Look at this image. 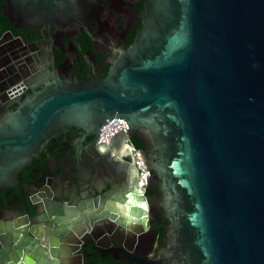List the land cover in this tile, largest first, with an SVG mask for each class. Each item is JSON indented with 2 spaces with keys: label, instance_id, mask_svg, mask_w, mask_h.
Segmentation results:
<instances>
[{
  "label": "water",
  "instance_id": "95a60500",
  "mask_svg": "<svg viewBox=\"0 0 264 264\" xmlns=\"http://www.w3.org/2000/svg\"><path fill=\"white\" fill-rule=\"evenodd\" d=\"M14 1L34 19L66 4ZM114 118L129 130L106 148L135 133L153 148L139 158L147 187L154 174L163 180L161 264H264V0H143L141 26L105 77L57 80L0 119V188L19 184L59 131L100 133ZM131 194L145 207H128L129 195L97 212L54 202L47 224L0 226V264H84L73 243L99 224L138 238L150 198Z\"/></svg>",
  "mask_w": 264,
  "mask_h": 264
},
{
  "label": "flooded vegetation",
  "instance_id": "af4514ba",
  "mask_svg": "<svg viewBox=\"0 0 264 264\" xmlns=\"http://www.w3.org/2000/svg\"><path fill=\"white\" fill-rule=\"evenodd\" d=\"M62 1L66 4L56 6L55 14L34 19L26 13L28 6L0 0L6 20L0 26V119L57 80L105 77L141 26L143 0ZM132 137L142 143V149L133 145L136 150L153 153L142 142L145 137ZM112 147L99 143V133L79 126L59 131L18 172L19 184L0 188V226L27 219L47 224L51 220L46 209L56 211L54 202L97 212L103 202L126 200L138 187L139 171L130 145L121 140ZM162 187L163 180L154 174L143 193L150 198L145 234L133 238L120 228L99 224L74 242L84 264H161L171 225L162 206Z\"/></svg>",
  "mask_w": 264,
  "mask_h": 264
},
{
  "label": "built area",
  "instance_id": "2783aa9c",
  "mask_svg": "<svg viewBox=\"0 0 264 264\" xmlns=\"http://www.w3.org/2000/svg\"><path fill=\"white\" fill-rule=\"evenodd\" d=\"M127 130H129V126L127 125L126 121H124L123 119L117 120L114 118L107 125L103 126L100 129L99 143L107 146L115 136L119 134H127ZM126 144L132 147L135 164L139 171L138 189L143 194L145 192V189L147 188V167L145 166L144 161L140 160L139 151L136 150L129 141H127Z\"/></svg>",
  "mask_w": 264,
  "mask_h": 264
},
{
  "label": "bare ground",
  "instance_id": "6f19581e",
  "mask_svg": "<svg viewBox=\"0 0 264 264\" xmlns=\"http://www.w3.org/2000/svg\"><path fill=\"white\" fill-rule=\"evenodd\" d=\"M112 145L110 147H112ZM138 198H139L138 195L129 194V202H127V206L129 207L132 203H134L136 205H142L141 200H139ZM143 205H142V207H143ZM127 206H119V205L111 203L109 205V209L113 210V211H120L121 213H124L127 211V208H128Z\"/></svg>",
  "mask_w": 264,
  "mask_h": 264
},
{
  "label": "trees",
  "instance_id": "16d2710c",
  "mask_svg": "<svg viewBox=\"0 0 264 264\" xmlns=\"http://www.w3.org/2000/svg\"><path fill=\"white\" fill-rule=\"evenodd\" d=\"M4 22H6L5 18L3 17L2 15V12H1V8H0V26H2L4 24ZM136 35V34H135ZM135 35L133 36V38L135 37ZM133 38L130 40V43H132L133 41ZM131 141V144L134 145L135 148H139V149H142V143L141 141L137 140V139H134V137H131L130 139Z\"/></svg>",
  "mask_w": 264,
  "mask_h": 264
}]
</instances>
